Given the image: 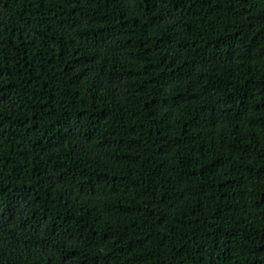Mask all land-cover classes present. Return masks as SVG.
I'll list each match as a JSON object with an SVG mask.
<instances>
[{
    "label": "trees",
    "instance_id": "trees-1",
    "mask_svg": "<svg viewBox=\"0 0 264 264\" xmlns=\"http://www.w3.org/2000/svg\"><path fill=\"white\" fill-rule=\"evenodd\" d=\"M0 264H264V0H0Z\"/></svg>",
    "mask_w": 264,
    "mask_h": 264
}]
</instances>
